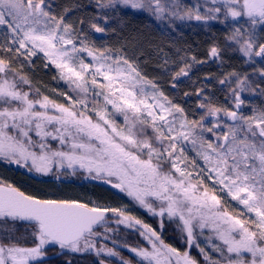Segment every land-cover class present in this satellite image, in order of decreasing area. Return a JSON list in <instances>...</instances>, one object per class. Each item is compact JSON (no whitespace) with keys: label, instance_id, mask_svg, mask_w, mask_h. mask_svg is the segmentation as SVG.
I'll return each mask as SVG.
<instances>
[{"label":"snow or ice","instance_id":"1","mask_svg":"<svg viewBox=\"0 0 264 264\" xmlns=\"http://www.w3.org/2000/svg\"><path fill=\"white\" fill-rule=\"evenodd\" d=\"M90 6L92 16L72 21V9L56 13L50 0H0V160L44 175L54 167L83 170L159 218L158 226L126 204L40 198L0 178V222L12 225L0 235V264H44L50 247L94 252L98 264H264V107L245 114L242 95L264 97V0H93ZM128 14L173 29L178 21L227 23L224 43L214 39L208 58L223 65L230 51L255 66L216 78L231 106L205 95L193 118L145 74L135 52L98 46L83 27L115 32L110 20L119 24ZM34 57L67 85L56 93L62 102L33 87L24 68ZM180 61L173 88L207 62L187 52ZM203 92L197 89V97ZM112 218L141 240L114 238L119 229L107 226ZM166 221L176 225L182 248L166 242ZM18 223L26 225L23 232Z\"/></svg>","mask_w":264,"mask_h":264},{"label":"trees","instance_id":"2","mask_svg":"<svg viewBox=\"0 0 264 264\" xmlns=\"http://www.w3.org/2000/svg\"><path fill=\"white\" fill-rule=\"evenodd\" d=\"M50 2L54 5L53 11L56 13L62 12L66 7L72 9L67 18L73 21H78L79 19L87 20L94 14V9L90 6L93 0H50ZM180 25L178 24L177 26L179 27ZM183 25L181 30H176L168 28L166 23H163L162 26V24H159L154 18L146 14H128L124 17L122 23L118 24L116 20H110L107 27L109 29L114 28L115 32L109 30L107 33H95L88 28L87 24L83 25V27L87 30L89 37L99 46L103 45L113 48L126 46V51L135 52L139 57L145 74L149 78H155L165 94L173 99L174 103L182 104L190 112L196 113V116L193 118H198L201 110L197 108V103L199 100H203L205 95L211 97L219 105L231 106L232 101L226 92V86L220 85L216 79L222 72L236 70L241 73H251L252 68L255 66L244 64L238 53L230 51L224 55L225 62L223 65L218 61L208 58L207 51L214 39L218 40L221 44L224 43L223 36L229 30L227 23L221 24L219 21H210L207 25L201 22L193 23L192 25L183 23ZM178 49L180 50L179 53L177 52ZM186 52L189 55H195L198 59L207 60V62L195 65L189 76L179 78L176 81L177 87L173 88L171 86L173 83L171 73L178 70V67L181 66L182 61H180V56L185 55ZM165 59L169 63L161 67ZM33 61V65L31 67L26 65L24 71L29 75L34 88H38L42 94L51 90L58 92L68 91V87L63 81L54 79L56 77V70L54 68H45L43 62L38 57H34ZM256 66H259V64ZM205 77L209 78L205 79ZM201 88H203L204 92L198 98L196 91ZM25 90H27V86H25ZM185 92H188L190 95L185 96ZM242 95L246 101L244 112L251 111L253 107H264V97L252 93H244ZM87 176L92 179L87 172L82 170L76 175L77 180L67 179V182L73 183L74 181L82 184L80 180H83ZM114 191L117 194H123L118 190ZM139 213L146 222L152 224L154 227L158 226V218L151 217L141 211ZM3 227L10 229L12 225L9 223ZM25 227L26 225L24 224H16V228L20 232H23ZM110 228H118L119 231L114 233V238L126 239L129 244L134 245L141 240L138 234L121 225ZM1 229L2 227L0 226V235L5 231ZM99 230L102 231L103 229ZM163 236L166 242L174 246L181 248L184 246L183 240L176 231L175 224L166 221ZM26 246H31L30 236L27 238ZM123 252L125 256L128 255L126 250H123ZM193 252L195 254V250ZM68 261H71V264H98V259L93 254H60V250L57 247L48 248L44 264H67Z\"/></svg>","mask_w":264,"mask_h":264},{"label":"rangeland","instance_id":"3","mask_svg":"<svg viewBox=\"0 0 264 264\" xmlns=\"http://www.w3.org/2000/svg\"><path fill=\"white\" fill-rule=\"evenodd\" d=\"M163 23L164 22H159V24H162V26H163ZM183 23L192 25L193 23H198V22L196 21L179 22L178 21L177 25L178 24H181V25L179 27L176 25L174 29L181 30L184 26ZM0 41H2V37H0ZM127 53L129 55L133 54L129 50L127 51ZM56 93H60V92L53 91V90L46 91L45 95H49L52 98H55L58 101L62 102L63 96H58ZM177 104L184 107L180 103H177ZM185 109L191 115L192 112H190V110L187 108ZM245 114L251 115V111H247L245 112ZM81 171L82 170H77L75 171V173H73L71 169H66V168L61 169L60 171H57L56 168L54 167L52 172H50L47 175H44L41 173H36L35 171L29 172L26 168H22L18 165L9 164L7 162L0 160V178L6 179L9 183H13L16 187H19L22 191L26 192L27 194H33L40 198L77 199V200H80L81 202L94 201L96 204H99V205L119 206V205L126 204L129 206L130 209H132L133 215L143 219L139 211L146 213L145 210L139 208L138 205H135L134 202H132L130 198H128L125 194H117L114 191L116 189H112V188H108L106 186L100 185L99 183H96L95 181L90 179L88 176L83 178V180H80V183L82 184L76 183L74 181L73 183L67 182V179L77 180L76 175ZM110 220L111 221H109L107 225L109 228L112 226H117L114 218ZM4 225L5 224L0 222L2 231L6 230L5 229L6 227H3ZM101 243H106L109 247H112L111 241H101ZM75 254H93L96 257L94 252L75 253ZM96 258L99 261L100 258L98 257ZM112 259L115 260V258H112Z\"/></svg>","mask_w":264,"mask_h":264},{"label":"water","instance_id":"4","mask_svg":"<svg viewBox=\"0 0 264 264\" xmlns=\"http://www.w3.org/2000/svg\"><path fill=\"white\" fill-rule=\"evenodd\" d=\"M96 183H99L100 185H103V186H106V187L111 188L110 185H106V184H104L102 181H96ZM112 189H113V188H112ZM116 190H117V189H116Z\"/></svg>","mask_w":264,"mask_h":264}]
</instances>
